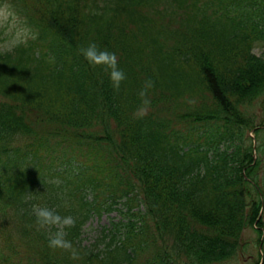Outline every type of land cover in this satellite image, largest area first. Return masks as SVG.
I'll list each match as a JSON object with an SVG mask.
<instances>
[{"label":"trees","instance_id":"16d2710c","mask_svg":"<svg viewBox=\"0 0 264 264\" xmlns=\"http://www.w3.org/2000/svg\"><path fill=\"white\" fill-rule=\"evenodd\" d=\"M0 4L25 32L0 46V264H226L248 230L264 264V0ZM89 41L117 53L119 89ZM34 203L75 216L78 255Z\"/></svg>","mask_w":264,"mask_h":264},{"label":"clouds","instance_id":"9594fccd","mask_svg":"<svg viewBox=\"0 0 264 264\" xmlns=\"http://www.w3.org/2000/svg\"><path fill=\"white\" fill-rule=\"evenodd\" d=\"M81 54L91 65L102 67L108 71L114 88L119 89L121 83L127 79V73L119 64L117 53L107 47H102L96 41H89L79 48ZM142 103L147 105L150 101L145 92L141 90ZM143 107L141 111H143ZM35 225L38 229L47 231V244L52 249L70 250L73 256L78 255L73 241L68 238V230L75 225L76 218L71 213L62 214L47 203H34ZM51 229V231H48Z\"/></svg>","mask_w":264,"mask_h":264},{"label":"rangeland","instance_id":"374dc122","mask_svg":"<svg viewBox=\"0 0 264 264\" xmlns=\"http://www.w3.org/2000/svg\"><path fill=\"white\" fill-rule=\"evenodd\" d=\"M24 33L25 32L21 29V25L17 19L10 13L9 10H7L5 6L0 4V46L4 48L11 45L12 41H17ZM255 51L258 55L260 54L259 49H256ZM250 136H253L256 139L255 133H250ZM111 218L117 220L120 216L115 211L111 213H104L101 217L95 216L89 220L86 226L85 234L83 235L86 239L85 244H89L93 241L99 235V230L104 225H109ZM253 235L254 234L251 230L245 232L242 243L243 246H246V249L243 253L241 252V255L233 260V262L226 264H255L258 260L262 261V259H258V246L257 248H254L250 245Z\"/></svg>","mask_w":264,"mask_h":264}]
</instances>
